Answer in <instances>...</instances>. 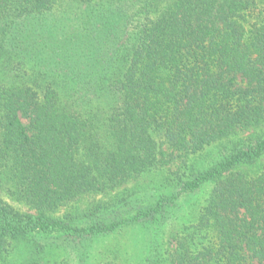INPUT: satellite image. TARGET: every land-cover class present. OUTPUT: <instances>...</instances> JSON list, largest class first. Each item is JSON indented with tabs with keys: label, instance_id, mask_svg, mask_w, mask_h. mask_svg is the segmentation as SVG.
<instances>
[{
	"label": "trees",
	"instance_id": "1",
	"mask_svg": "<svg viewBox=\"0 0 264 264\" xmlns=\"http://www.w3.org/2000/svg\"><path fill=\"white\" fill-rule=\"evenodd\" d=\"M263 159L264 0H0V264H264Z\"/></svg>",
	"mask_w": 264,
	"mask_h": 264
},
{
	"label": "rangeland",
	"instance_id": "2",
	"mask_svg": "<svg viewBox=\"0 0 264 264\" xmlns=\"http://www.w3.org/2000/svg\"><path fill=\"white\" fill-rule=\"evenodd\" d=\"M264 161V159H263ZM127 233H124L123 236H119L117 239H110L107 241H103L101 245H99V247H101V249L103 248H106L107 246H116L117 244H121L122 242H124V245L127 247V248H124L123 250H125V252H129V255L131 258H133V260H136L138 258L139 255H141L142 253V248H143V244L141 242L137 243V244H133L132 243V237H133V234L132 232H128L126 231ZM169 235L167 236V239H169ZM129 238V244L127 246V240ZM124 257V256H123ZM125 258V257H124Z\"/></svg>",
	"mask_w": 264,
	"mask_h": 264
}]
</instances>
